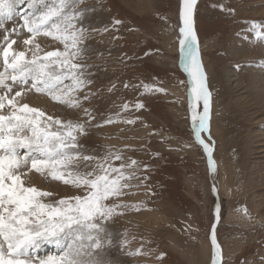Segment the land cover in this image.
<instances>
[{
    "label": "rangeland",
    "instance_id": "obj_1",
    "mask_svg": "<svg viewBox=\"0 0 264 264\" xmlns=\"http://www.w3.org/2000/svg\"><path fill=\"white\" fill-rule=\"evenodd\" d=\"M19 7L20 13L28 10L25 4ZM81 7L91 9L84 21L91 35L78 62L88 65L93 81L85 91L95 93L83 106L96 117L93 124L116 119L117 113L121 121L139 117L135 124L90 128L81 143L100 156L112 146L141 162L142 169L148 166L139 173L148 177L146 187L125 197L132 203L143 201L146 209L128 212L108 226L114 238L127 231L128 249L144 244L145 251H154L150 257H133L113 248L109 255L120 264H211L210 235L219 204L216 236L222 264H264V35L259 34L264 28L251 27L252 21L264 25V0H197L194 9L200 59L212 93L210 132H202L201 138L213 148L215 172L195 141L190 105L202 113L203 101L191 95L190 77L181 65V0H84ZM113 19L123 23L113 27ZM19 23L20 16L9 29ZM105 27L109 31H92ZM40 39L45 51L62 49L50 38ZM143 84L166 92H144ZM35 96L44 97L53 109L47 102H24L63 120L86 119L80 110ZM137 102L144 107L136 110ZM124 103L128 111L121 110ZM32 183L57 193L49 198L53 202L84 194L60 182L45 183L34 173ZM244 208L247 216L238 211ZM58 251L55 245H44L37 255ZM160 253L163 259H157Z\"/></svg>",
    "mask_w": 264,
    "mask_h": 264
},
{
    "label": "snow or ice",
    "instance_id": "obj_2",
    "mask_svg": "<svg viewBox=\"0 0 264 264\" xmlns=\"http://www.w3.org/2000/svg\"><path fill=\"white\" fill-rule=\"evenodd\" d=\"M14 3L15 0H0V264H120L109 255L108 250L113 248L127 256L150 257L154 250L145 251L144 244L135 250L128 249L127 231L114 238L108 226L128 212L146 209L143 201L132 203L125 197L146 187L148 177L139 173L147 171L148 166L143 165L142 169L141 162L126 158L123 150L114 151L112 146L100 156L81 143V138L90 135V128L117 122L135 124L139 119L121 121L117 113L116 119L109 117L93 124L96 117L83 106L95 95L85 91L93 83L86 71L88 65L78 62L88 51L82 45L91 35L84 24L86 12L91 9L81 7L84 0H28V10L20 14L22 23L9 29L5 24L13 19ZM196 4L197 0H181V65L190 77L191 95L196 101H203L202 113L195 111L194 104L190 105L193 130L196 143L207 153L210 170L215 172L213 148L201 138L202 132H210L212 93L194 28ZM220 7L223 10V5ZM122 23L119 19L112 21L113 27ZM251 27L260 29L264 25L252 21ZM92 31L103 33L109 29ZM40 37L58 42L62 49L45 51ZM124 87L129 85L125 83ZM113 88L115 85L108 91ZM143 88L144 92H166L148 84H143ZM29 92L46 96L68 109L80 110L86 119L63 120L48 115L24 102ZM134 107L139 110L144 104L137 102ZM121 110L128 111L129 104L121 105ZM125 149L135 150L129 145ZM33 173L45 183L60 182L84 194L50 201L58 194L32 183ZM212 191H217L215 186ZM215 211L218 221L219 204ZM238 211L248 215L247 208ZM210 241L211 264H222L216 224L212 225ZM44 245H55L59 251L39 257L38 250ZM163 256L160 253L157 259Z\"/></svg>",
    "mask_w": 264,
    "mask_h": 264
},
{
    "label": "bare ground",
    "instance_id": "obj_3",
    "mask_svg": "<svg viewBox=\"0 0 264 264\" xmlns=\"http://www.w3.org/2000/svg\"><path fill=\"white\" fill-rule=\"evenodd\" d=\"M10 26L11 25H9V26H5L6 28H10ZM200 34V33H199ZM40 38H42V37H40ZM39 38V40H41ZM44 40V39H43ZM210 68V67H209ZM36 95V94H35ZM33 93H29V94H27V96H26V98H27V101L29 100L30 101V104L31 103H33V104H37V105H43V103H44V105L46 104V102L47 103H49L44 97H37V96H35ZM25 101H26V99H25ZM28 103V102H27ZM50 104V103H49ZM51 110L53 109V105L52 104H50L51 106H49L48 104H46ZM217 132V131H216ZM215 132V133H216ZM225 171H226V168H224V173H225ZM225 176V175H224ZM51 189V188H50ZM47 257V256H46Z\"/></svg>",
    "mask_w": 264,
    "mask_h": 264
},
{
    "label": "water",
    "instance_id": "obj_4",
    "mask_svg": "<svg viewBox=\"0 0 264 264\" xmlns=\"http://www.w3.org/2000/svg\"><path fill=\"white\" fill-rule=\"evenodd\" d=\"M219 221V220H218ZM218 221H216V227H217V223H218Z\"/></svg>",
    "mask_w": 264,
    "mask_h": 264
}]
</instances>
